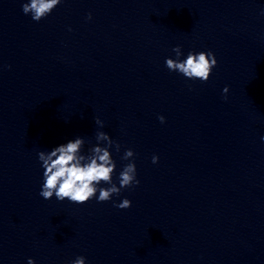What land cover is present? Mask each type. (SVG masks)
<instances>
[{"label":"clouds","instance_id":"9594fccd","mask_svg":"<svg viewBox=\"0 0 264 264\" xmlns=\"http://www.w3.org/2000/svg\"><path fill=\"white\" fill-rule=\"evenodd\" d=\"M61 3L62 0H27L22 3L21 9L25 15H30L33 21L40 22L51 15ZM260 14L264 16V9H261ZM87 18L89 20L92 18L91 13ZM172 52L175 54V59L166 58V68L188 80L206 83L213 69L218 65L216 56L211 50L189 51L184 59H181L183 52L180 45L173 47ZM228 92L229 88L225 86L222 90L225 100ZM158 119L161 123L165 121L163 116H159ZM95 124L100 128L104 127V122L98 117L95 118ZM95 139L96 144L89 147L87 153L84 152L86 141L83 137H76L50 151L42 150L37 153L43 169V183L39 193L43 199L50 200L55 197L57 201L63 202L67 199L70 203L79 205L96 199L98 203H102L112 200L114 195L119 196L123 189L139 185L136 164L132 159L135 155L133 150L126 149L124 152L122 159L129 162L119 172L117 177L119 186H117L113 181L117 165L110 150L114 148L119 152L121 145L104 131H97ZM261 140L264 141V137H261ZM158 160V156L152 157L154 164ZM102 184L108 187H102ZM114 206L128 209L132 206V202L124 198ZM27 264H35V261L29 258ZM70 264H86V258L77 256Z\"/></svg>","mask_w":264,"mask_h":264}]
</instances>
